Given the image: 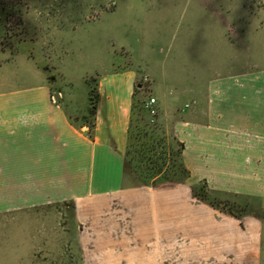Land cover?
I'll list each match as a JSON object with an SVG mask.
<instances>
[{
    "label": "rangeland",
    "instance_id": "obj_1",
    "mask_svg": "<svg viewBox=\"0 0 264 264\" xmlns=\"http://www.w3.org/2000/svg\"><path fill=\"white\" fill-rule=\"evenodd\" d=\"M25 55L34 66L45 65L53 93H72L75 106L68 110L77 126L93 122L90 112L80 114L91 109L92 89L118 118L135 87L139 106L156 100L152 128L172 139L184 105L204 99L210 87L220 136L250 144L243 156L250 168L232 163L237 169L225 177L238 192L215 197L247 206L263 221L259 254L243 249L241 226L229 241L241 242L248 262L264 264V0H0V63L17 59L22 66ZM13 69L0 70V93L41 83L37 68L27 79ZM76 211L74 202H58L0 214V264L108 263L105 255L85 252ZM250 230L248 240L255 242L257 232Z\"/></svg>",
    "mask_w": 264,
    "mask_h": 264
},
{
    "label": "crops",
    "instance_id": "obj_2",
    "mask_svg": "<svg viewBox=\"0 0 264 264\" xmlns=\"http://www.w3.org/2000/svg\"><path fill=\"white\" fill-rule=\"evenodd\" d=\"M14 61H1L0 70L10 64L24 70L21 77L27 79L37 68L41 83L0 93V214L74 202L85 227V252L105 255L106 264H254L241 257L240 241L229 240L244 230L243 249L259 254L263 221L253 215L234 217L193 196L201 182L218 195L238 192L226 178L237 169L232 163L244 168L250 147L240 137L220 136V117L209 105L210 87L204 99L194 97L184 105L174 125L190 177L184 183L137 186L124 173L135 87L118 107L119 120L101 93L94 127L77 126L68 110L75 106L72 93L57 92L60 102H53L45 65L34 66L29 55L22 66ZM89 112L80 109L81 115ZM251 228L257 232L255 242L248 240Z\"/></svg>",
    "mask_w": 264,
    "mask_h": 264
},
{
    "label": "trees",
    "instance_id": "obj_3",
    "mask_svg": "<svg viewBox=\"0 0 264 264\" xmlns=\"http://www.w3.org/2000/svg\"><path fill=\"white\" fill-rule=\"evenodd\" d=\"M90 97V114L93 117L90 128L92 129L100 103L99 90L94 95L92 89ZM134 97L125 156V178L134 179L132 184L137 186L158 187L166 184L186 182L191 174L183 160V144L177 139L176 135L169 139L157 134V130L152 128V119L145 109V104L142 103V107L139 106ZM83 118L87 120V116ZM201 184V186L196 185L192 189L195 198L210 206L218 205L220 211L229 212L234 217L239 218L251 214L247 206L238 207L228 201H217L216 192L209 189L205 182H201ZM211 196H214V198H211ZM229 207L238 208L241 214L230 210Z\"/></svg>",
    "mask_w": 264,
    "mask_h": 264
},
{
    "label": "built area",
    "instance_id": "obj_4",
    "mask_svg": "<svg viewBox=\"0 0 264 264\" xmlns=\"http://www.w3.org/2000/svg\"><path fill=\"white\" fill-rule=\"evenodd\" d=\"M155 103H156V100L155 99H151L150 101H149V103L145 106L146 107V109H147V112H148V114H149V117L152 119V118H154L156 115H157V112H156V110L154 109V105H155ZM152 121H153V119H152Z\"/></svg>",
    "mask_w": 264,
    "mask_h": 264
},
{
    "label": "water",
    "instance_id": "obj_5",
    "mask_svg": "<svg viewBox=\"0 0 264 264\" xmlns=\"http://www.w3.org/2000/svg\"><path fill=\"white\" fill-rule=\"evenodd\" d=\"M137 88H138V89H141V88H142V85H141V84H138V85H137ZM54 99H55L56 101L60 102V96H59V94H55V95H54Z\"/></svg>",
    "mask_w": 264,
    "mask_h": 264
},
{
    "label": "flooded vegetation",
    "instance_id": "obj_6",
    "mask_svg": "<svg viewBox=\"0 0 264 264\" xmlns=\"http://www.w3.org/2000/svg\"><path fill=\"white\" fill-rule=\"evenodd\" d=\"M230 210H234V212H238V214H241V211L236 207H229Z\"/></svg>",
    "mask_w": 264,
    "mask_h": 264
}]
</instances>
